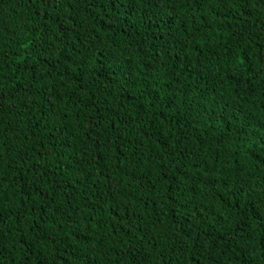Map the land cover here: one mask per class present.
Segmentation results:
<instances>
[{
  "label": "trees",
  "instance_id": "obj_1",
  "mask_svg": "<svg viewBox=\"0 0 264 264\" xmlns=\"http://www.w3.org/2000/svg\"><path fill=\"white\" fill-rule=\"evenodd\" d=\"M0 264H264V0H0Z\"/></svg>",
  "mask_w": 264,
  "mask_h": 264
}]
</instances>
